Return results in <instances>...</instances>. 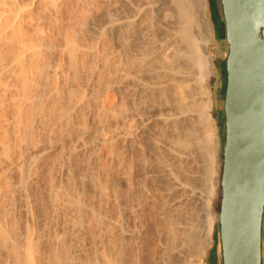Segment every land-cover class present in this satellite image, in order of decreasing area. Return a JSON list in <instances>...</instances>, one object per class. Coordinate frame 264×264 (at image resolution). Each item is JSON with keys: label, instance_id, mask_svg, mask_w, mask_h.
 Returning a JSON list of instances; mask_svg holds the SVG:
<instances>
[{"label": "bare ground", "instance_id": "1", "mask_svg": "<svg viewBox=\"0 0 264 264\" xmlns=\"http://www.w3.org/2000/svg\"><path fill=\"white\" fill-rule=\"evenodd\" d=\"M215 42L209 0H0V264L204 261L220 219ZM42 126L98 145L92 193L54 184L47 200L70 243L66 224L47 237L15 211Z\"/></svg>", "mask_w": 264, "mask_h": 264}, {"label": "water", "instance_id": "2", "mask_svg": "<svg viewBox=\"0 0 264 264\" xmlns=\"http://www.w3.org/2000/svg\"><path fill=\"white\" fill-rule=\"evenodd\" d=\"M221 2L229 53L219 240L223 264H263L264 0Z\"/></svg>", "mask_w": 264, "mask_h": 264}, {"label": "rangeland", "instance_id": "3", "mask_svg": "<svg viewBox=\"0 0 264 264\" xmlns=\"http://www.w3.org/2000/svg\"><path fill=\"white\" fill-rule=\"evenodd\" d=\"M210 9H211L210 14L214 23L216 35L218 38H220L218 44L217 41L214 44H212V55L216 70H215V74L211 76V87L213 90V98H214L213 116L215 118V122L217 123L216 126L218 127V131L220 135V147L216 155V172H215L216 177L219 176V185L217 187V194L214 198V204H213L214 211L218 213L220 212V203L222 197L220 178L222 176L223 152H224V144L226 139V115H225L224 106H225V95H226V86H227L226 60L229 53V45L226 40V27H225L224 12H223V6L221 0H211ZM46 128L47 126L45 127L42 126L41 128L36 130L37 138L36 136L34 137V142L36 143L38 142L40 148L39 155L30 166L31 179L27 185L25 194L22 197L17 198L18 202H16L15 211H17L16 215L18 216L17 218L21 223L26 224L28 222L27 224H30L29 226H32L30 228L34 229V232L35 231L36 233L39 232V234L46 233L47 237L53 236L56 231H59L61 227L64 224H66L67 231H66L65 239L68 243H70V241L72 242V240L74 239L73 237L74 230L72 231L71 228L72 226L70 225V223H68L70 215H67L65 212H63L60 209H56L52 207L47 200L49 198L51 187H53L54 184L57 185L58 187L69 186V188H72L75 191H79L80 189L91 191L90 189L91 180L89 179V177L84 180L83 176L84 173L87 174L88 172L89 175H91L92 173L95 172V170H97L96 168L98 167L100 161L97 155H95V152L98 151V145L95 142H92L93 139L92 133L91 134L89 133L92 138H88L89 136L85 135L86 137L84 138H86L85 139L86 142L84 141V138L79 139L72 137L67 139L64 144L60 142L58 143L55 142L50 136L46 135L47 134L46 132L48 131V129ZM39 130L41 132H39ZM38 133L39 134L42 133V134L38 135ZM49 138H51L53 142H51V140L49 141ZM87 138L91 140H87ZM87 141L89 144L87 143ZM91 146L93 147L91 148ZM123 149L126 150L124 153L130 155V152H128L130 151L129 150L130 145H125L122 148V151ZM93 150L95 152H93ZM85 158L86 159L88 158V160H86ZM6 166L8 167L5 161L0 163V175H1V170L6 169L7 168ZM19 166L20 165L17 164L14 165L12 169L7 172V177H9L8 178L9 181L15 180L16 172H18L17 169L19 168ZM3 204H4L3 199H0V206H2ZM214 228H215L214 229L215 234L213 235V237H215L214 238L215 240L213 241L210 248L207 250V253L204 256V261L196 264H209L208 260L211 254L214 253L215 254L217 253L219 264H223L222 249L219 240V235H220L219 220H216ZM79 244L80 247L82 246L81 249L83 248L84 250H92L90 245L91 243L88 240V238L87 240L84 239L80 240ZM263 264H264V250H263Z\"/></svg>", "mask_w": 264, "mask_h": 264}, {"label": "crops", "instance_id": "4", "mask_svg": "<svg viewBox=\"0 0 264 264\" xmlns=\"http://www.w3.org/2000/svg\"><path fill=\"white\" fill-rule=\"evenodd\" d=\"M263 225H264V223H263ZM263 228H264V226H263ZM263 250H264V229H263ZM209 264H219L217 253L211 254V256L209 258Z\"/></svg>", "mask_w": 264, "mask_h": 264}]
</instances>
